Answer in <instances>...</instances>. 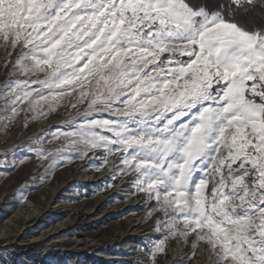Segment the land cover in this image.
I'll use <instances>...</instances> for the list:
<instances>
[{"label": "snow or ice", "instance_id": "snow-or-ice-1", "mask_svg": "<svg viewBox=\"0 0 264 264\" xmlns=\"http://www.w3.org/2000/svg\"><path fill=\"white\" fill-rule=\"evenodd\" d=\"M256 12L264 0H0V135L67 110L0 155L26 147L19 162L34 154L42 182L72 156L115 157L155 202L146 216L160 213L150 264L175 238H192L186 259L203 245L210 264H264Z\"/></svg>", "mask_w": 264, "mask_h": 264}, {"label": "rangeland", "instance_id": "rangeland-1", "mask_svg": "<svg viewBox=\"0 0 264 264\" xmlns=\"http://www.w3.org/2000/svg\"><path fill=\"white\" fill-rule=\"evenodd\" d=\"M4 74L0 68V79ZM66 111L61 109L27 128L23 127L22 115L10 134L0 135V151L21 144L48 125L54 129ZM25 152L26 147L7 157L0 155V159L9 161L0 166V234L24 231L30 223L23 222L27 212H42V224L29 227L21 237L0 239V264H150L146 252L162 238L153 227L160 213L146 216L155 202L145 201L142 193L135 192L131 175L116 176L111 163L115 157L108 156L109 164H103L100 150L88 152L84 159L72 156L42 182L40 174L45 169L34 154L19 162ZM13 156L18 157L14 167ZM25 184L35 187L24 190ZM60 223L63 232L51 237L42 235ZM191 239L187 245L179 238L170 239L165 253L157 257V264H210L203 245H198L195 256L186 259ZM112 256L116 258L109 259Z\"/></svg>", "mask_w": 264, "mask_h": 264}, {"label": "bare ground", "instance_id": "bare-ground-1", "mask_svg": "<svg viewBox=\"0 0 264 264\" xmlns=\"http://www.w3.org/2000/svg\"><path fill=\"white\" fill-rule=\"evenodd\" d=\"M46 212H48V210ZM41 216H42V212H38V213L27 212L23 222L25 224L26 223L28 224L29 222L30 223H29V225H27V227H25L24 231L21 232L19 229L18 232H16V230H14L15 234L14 233L8 234V232H5L4 234L1 233L0 239H9L10 240L11 237H16V236L21 237L26 230H27L26 232H28L29 227L42 224V221H40ZM49 222H51V221L49 220ZM63 230H65V229H64L63 225L60 223V224L52 225L51 228L49 230L45 231L42 235H44L46 237L47 236L48 237L56 236V235L60 234L61 232H63ZM9 244H12V243H9ZM113 258H116V257L112 256L109 259H113Z\"/></svg>", "mask_w": 264, "mask_h": 264}, {"label": "trees", "instance_id": "trees-1", "mask_svg": "<svg viewBox=\"0 0 264 264\" xmlns=\"http://www.w3.org/2000/svg\"><path fill=\"white\" fill-rule=\"evenodd\" d=\"M213 2H214V0H213ZM253 15L256 17V19H257L258 21H259L260 19L264 18V17L261 16V14H260L259 12H256V13H254Z\"/></svg>", "mask_w": 264, "mask_h": 264}]
</instances>
